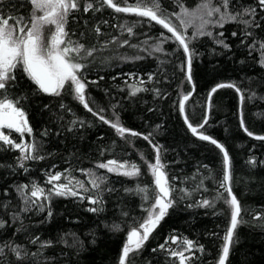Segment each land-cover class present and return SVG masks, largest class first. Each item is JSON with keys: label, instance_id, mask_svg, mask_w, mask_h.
Segmentation results:
<instances>
[{"label": "trees", "instance_id": "1", "mask_svg": "<svg viewBox=\"0 0 264 264\" xmlns=\"http://www.w3.org/2000/svg\"><path fill=\"white\" fill-rule=\"evenodd\" d=\"M114 2L123 6L122 0ZM183 2L186 6L193 7L197 0ZM241 2L245 6H255V0ZM128 3H135V0H128ZM161 3L169 11L173 10V0H161ZM0 9L5 13H9L11 9L12 16L27 18L30 14L28 0H7L6 5L0 4ZM257 12L259 21L261 10L258 7ZM140 19L135 14L116 13L105 6L98 13H84L81 9L69 16L67 24L70 38L89 48L93 45L99 48L105 41L117 38L115 43H109L102 51L94 53L95 63L85 70L89 81H98L97 84H89L87 89L90 106L94 111L103 107V114L112 119V106L116 105V111L125 127L143 135L152 133V143L162 146L161 160L166 166L170 186L177 190L187 188L192 192L190 197L183 200L179 199V192H174L177 203L169 209L168 215L160 222L139 254H130L129 264H179L178 258L170 257L166 250L153 252L152 249H158L167 240L166 248L183 251L185 239H191L197 245L202 244L205 249L204 253H200L194 248L192 251L195 255L185 252V256L189 257L186 264H210L217 259V252L222 247L230 213L222 201L214 209L195 206L189 208L187 205H195L201 198L212 200L217 191L224 192L220 187L224 170L223 156L215 145L194 136L187 128L183 114L178 111V94L192 91L186 80V56L182 49L177 50L175 43L168 42L164 45L163 53L150 55L130 47L140 45V49L146 46L150 48L154 42L150 38L158 37L161 32L170 35L167 30L155 22L150 25L147 18H143V23L134 28L133 36H129L126 31L122 34L119 25L125 21L132 24ZM85 21L88 22L87 25ZM96 26L100 28L99 34L93 30ZM217 31L224 32L223 39L230 45L229 49L216 44L207 36L190 44V48L195 49L192 62L195 91L186 103V112L194 125L202 122L208 93L218 83H235L244 92L245 100L241 105L235 89H218L212 96L209 122L202 131L224 144L229 152L231 186L240 200L242 219L246 221L238 226L234 235L229 264H264V227L260 226L264 224V219H257L264 217V141L255 139L257 135H264V68L258 64L259 52L249 54L246 45L241 43L245 39L241 25L229 23ZM233 31L237 32L236 37L231 35ZM254 34L257 39L264 38V21H261L260 28L254 30ZM124 40L129 43L123 44ZM144 41L148 44L145 45ZM251 43L252 40L247 39V44ZM138 56L143 58L132 59ZM161 61L164 63L161 64ZM181 64L185 65L183 70ZM129 73H135L137 81L142 77L145 84L138 86L146 87L148 91L130 96L128 85L133 83V77ZM149 74L153 75L151 81L148 80ZM16 75V86L9 92L17 97L27 95V100L22 103L33 128L31 134L23 137L28 143L35 139L39 154L44 155L45 159L26 162L29 171L25 172L18 167L19 150L0 142V218L9 222L5 230H0V242L12 238L17 243L24 244L29 236L56 241L58 234L75 233L84 244L79 255L75 249L57 243L46 252L49 257H57L54 264H118L129 229L122 225L123 230L113 231L105 225L121 224L122 219H127L121 217V209L138 220L146 215L143 213L140 197L124 189L135 188L137 183L152 187L153 178L144 164L145 160L154 163L155 152L151 144L143 139V135H126L121 139L110 125L88 113L67 91L61 97L38 93L21 72L17 71ZM155 89H160V96L156 95ZM252 92H255V98L249 99ZM61 103L70 106L73 112L92 126L80 128L77 125L72 132L67 131L65 125L73 117L71 113H65L59 108ZM241 109L244 126L254 133L253 137L247 136L240 126ZM61 115L63 119L59 118ZM45 130L47 135H43ZM7 134L17 143L22 140L14 131ZM253 156L257 161L255 165L249 163ZM108 159L134 162L140 166L141 175L130 178L107 173L105 169H95L96 164ZM204 165L208 166L207 170ZM66 169L68 172H65ZM81 169H94L98 175L107 176V187L114 189L112 192H104L106 203L103 212H89L87 209L92 205L87 198L79 200L74 197H53V217L50 222L41 223L46 212L33 211L23 216V225L27 231H16L21 224L12 223L11 212L23 206L16 192L17 185H30L32 181H36L47 192L51 185L46 183V173L55 174L59 171L65 173L60 182L71 178L84 181L85 186L90 187L88 177ZM209 176L212 178L204 179L199 191H194L200 179ZM4 203H9L10 209L5 210ZM131 223L128 219V224ZM173 235L179 237L175 244L169 239ZM93 239L95 243L92 242ZM29 247L31 251H36L38 245Z\"/></svg>", "mask_w": 264, "mask_h": 264}, {"label": "snow or ice", "instance_id": "2", "mask_svg": "<svg viewBox=\"0 0 264 264\" xmlns=\"http://www.w3.org/2000/svg\"><path fill=\"white\" fill-rule=\"evenodd\" d=\"M30 4V14L27 18L22 16H12L0 9V142L11 146L13 149H18L20 152L18 160V167L28 172L26 162L44 160L45 156L39 154L37 148V141L32 140L31 143L14 141L10 135L5 134V129L14 130L15 133L23 137L25 134H31L33 128L29 123L28 114L23 107V101L27 100V95L22 94L15 96L10 94L9 90L15 88L17 83V71L21 72L34 85L35 92L48 94L54 97H61L65 91L71 95L72 99L94 117L104 124L110 125L115 130L118 137L124 139L126 135L131 137L142 136V133L133 131L125 127L121 122L117 106H112V119L106 118L103 114L105 109L98 107L94 111L90 106V99L87 96V89L89 84H97L98 81H89L85 75V70L95 63L94 53L102 51L109 43H115L116 37L111 41H105L103 45L97 48L95 45L86 47L84 43L72 40L67 31V24L69 16L75 12L82 11L84 13H98L102 12L107 6L113 9L116 13H131L141 18L135 23L129 24L125 21L124 24L119 25L122 34L126 31L129 36H133L134 28L143 23V18H147L148 23L155 22L167 30L170 35H165L161 32L158 37L150 38L154 42L150 46L140 49V45H130L147 52L148 54L163 53L164 45L168 42L175 43L177 50L182 49L186 56V80L191 85L192 91L187 94L179 93L177 96V108L183 114L184 122L190 132L198 137L200 140L209 141L215 145L223 156V180L220 182V187L224 192L217 191L212 200L201 198L195 202V205L188 204L187 207H204L215 208L218 202L223 203L230 213L229 226L223 236L222 247L217 252V259L210 264H229V255L232 245L234 243V235L237 232L238 226L246 223L241 216V203L234 194L231 186V158L229 152L224 144L214 139L212 136L205 134L202 129L208 124L210 113L212 110V96L218 89L233 88L239 94V100L243 105L245 94L240 87L235 83H218L208 93L207 105L202 117V122L193 124L186 112V103L189 101L193 92L195 91V83L192 75V62L195 54V49L190 48V44L201 38L211 37L216 44L222 45L223 48L229 49L230 45L223 39L224 32L217 31L223 29L226 24L236 23L242 26V36L245 39L241 43L246 45L249 54L252 52H259L258 64L264 68V38L257 39L254 30L261 27V21H264V0H255V6L249 4L243 5L241 0H197L193 7H188L183 0H173V10L169 11L164 8L161 0H135V3H128V0H122L121 3L114 2V0H28ZM0 4H7V0H0ZM257 7L261 10L259 13L260 20H257ZM87 21L85 24L87 25ZM107 23V21H104ZM97 34L100 33L99 26L93 29ZM191 30V35L189 31ZM72 35H75L73 33ZM233 37L237 36V32L231 33ZM83 36V33H81ZM247 39H251L252 43L247 44ZM128 40H124L123 44H128ZM145 45L147 41L143 42ZM91 58V59H90ZM143 57H133L132 59H141ZM128 59V57H122ZM164 61H161L163 64ZM183 70L185 65L181 64ZM133 77V83L128 85L129 95L135 96L137 93L148 91V88L138 86L145 84L143 78L137 81L135 73H129ZM103 79V77H100ZM116 79V77H113ZM153 75H148V80L151 81ZM67 86V89H66ZM157 96L161 95L160 89L154 90ZM255 92H252L249 99L255 98ZM45 107H48L45 105ZM61 110L65 113H71L70 119L65 125L66 130L72 132L77 125L80 128L91 127L84 119H81L72 108L64 103L59 105ZM63 119L61 115L59 117ZM240 126L249 137H253L254 133L249 131L248 127L244 126L243 110L240 112ZM159 128V125H157ZM47 130L43 135H47ZM59 135V133H57ZM152 133L143 135V139L151 144L155 152L154 163L144 161L146 169L153 178V185H141L137 183L135 188H125L126 192H132L140 197L143 213L138 220L131 217L128 211L121 209V224L113 223L106 224L113 231H121L123 227H127V239L123 244L122 253L119 256L118 264H129L130 254L133 256L139 254L143 249L149 237L160 225V222L168 215L169 209L176 203L174 192H179V199L183 200L192 195L187 188L173 189L165 171V165L161 160L162 146L152 143L150 137ZM255 139L264 141V135H257ZM115 144V141L113 142ZM103 155V152H101ZM256 158H250L249 163L256 164ZM206 170L207 165L203 166ZM95 169H105L107 173H114L126 177H139L141 175L140 166L136 163H130L127 159L120 162L117 159H108L106 162H101L95 165ZM199 172V169L197 170ZM65 172H68L66 169ZM88 177V184L86 187L84 181L67 179L66 182H60L61 177L65 173L59 171L52 174L46 173V183L51 187L46 192L45 189L36 181L31 184H19L16 186V192L22 201V207H18L11 212L12 223L19 222L21 227L17 232L27 231L23 225V216L26 213L35 211L36 213H45L46 217L41 223L50 222L53 217L52 198L53 197H74L79 200L87 198L88 203L92 205L87 210L91 213L103 212L104 192H112L114 189L107 187V176L98 175L94 169H81ZM212 177H204L200 179L199 183L194 188V191L199 189L204 184V179H211ZM194 179V178H193ZM225 193L227 195H225ZM147 205V207H144ZM5 210L10 209L9 203H4ZM5 211V215H7ZM222 214V213H221ZM128 219L132 223L128 224ZM257 219H264V217H257ZM8 220L0 218V230H5L8 225ZM123 225V227H122ZM264 227V224L260 225ZM215 235V233H213ZM173 244H175L179 237L173 235L169 237ZM71 241V242H70ZM95 243V239L92 241ZM57 243H63L68 248L75 249L76 254L83 249V241L76 236L75 233L58 234L56 241L52 239L41 240L40 236H29L26 243H17L14 239L9 238L0 242V259L2 264H54L57 260L55 256H47L48 249L56 246ZM168 241L158 246V249H152L153 252L158 250H166L168 255L172 258H178L179 264H186L189 257L185 256V252H191L194 248L200 253H204V245H197L191 239L183 241L184 250L176 251L171 247L166 248ZM36 251H31L29 246H36Z\"/></svg>", "mask_w": 264, "mask_h": 264}, {"label": "rangeland", "instance_id": "3", "mask_svg": "<svg viewBox=\"0 0 264 264\" xmlns=\"http://www.w3.org/2000/svg\"><path fill=\"white\" fill-rule=\"evenodd\" d=\"M4 131H5V134H6V135H9V134H7V132H10V133H11V132L14 131V130H8V129H5ZM14 132H15V131H14ZM21 138H22V140H20V142H22V141L25 142L24 137H21ZM20 142H19V143H20Z\"/></svg>", "mask_w": 264, "mask_h": 264}]
</instances>
